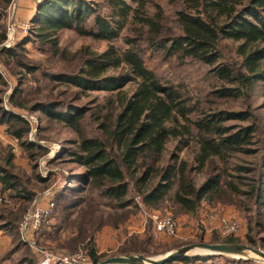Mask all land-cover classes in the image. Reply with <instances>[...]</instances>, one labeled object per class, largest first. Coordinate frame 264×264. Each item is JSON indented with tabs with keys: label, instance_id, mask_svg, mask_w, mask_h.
<instances>
[{
	"label": "trees",
	"instance_id": "1",
	"mask_svg": "<svg viewBox=\"0 0 264 264\" xmlns=\"http://www.w3.org/2000/svg\"><path fill=\"white\" fill-rule=\"evenodd\" d=\"M10 1L0 2V18ZM35 9L28 34L15 45L1 46L7 35L0 26V64L16 81L6 107L1 94L9 82L0 72V125L28 164L16 166L14 151L3 149L0 142V193L11 201L0 205V229L12 236L11 252L21 249L25 264H40L31 247L22 243L17 225L32 200L50 185L37 164L47 148L28 139L33 126L25 115L36 112L42 117L39 139L51 137L45 132L52 123L66 125L76 135L64 141L69 145L59 161L47 163L71 162L84 168L72 174L69 185L49 190L54 207L49 222L34 235L39 245L66 254L83 249L90 262L97 263L109 256L98 250L97 233L106 226H126L141 206L145 212L166 213L170 208L176 214L192 213L204 201L218 199L240 207L247 225L244 241L264 248V147L248 101L254 82H264V0H42ZM62 30L107 45L100 52L85 47L79 61L74 58L81 52L67 53L63 65L52 71L45 61L33 59L25 44L57 53ZM226 40L237 44L230 48L222 44ZM157 57L174 59L173 66L182 72L188 63L209 67L212 88L204 92L208 110L148 65ZM51 82L59 85L45 87ZM58 86L67 91L75 87L80 93L55 92ZM88 90L107 94L77 104ZM237 98L244 100L241 108L220 107L219 100ZM91 124L93 130L88 129ZM168 142L173 143L171 150L165 149ZM180 152L186 156L179 157ZM235 153L254 157L249 165H237L248 173L242 190L227 177ZM198 174L204 176L200 183ZM240 195L245 201L234 199ZM209 242L242 241L213 234ZM154 243L153 224L147 218L143 233L127 235L113 255H154ZM185 243L179 240L164 249ZM215 258L251 262L192 255L165 264Z\"/></svg>",
	"mask_w": 264,
	"mask_h": 264
},
{
	"label": "rangeland",
	"instance_id": "2",
	"mask_svg": "<svg viewBox=\"0 0 264 264\" xmlns=\"http://www.w3.org/2000/svg\"><path fill=\"white\" fill-rule=\"evenodd\" d=\"M2 0H0L1 2ZM42 1V0H41ZM39 1V3L41 2ZM89 2H99L103 3L104 0H88ZM36 4L38 2L36 0H29L28 6H22L23 11L20 14L21 17H19L21 20H17V14L19 8H18V0H11L10 3L7 5L5 8L4 16L0 18V26L4 27L6 30V35H7V30L8 28L13 24L15 27L14 29V34H13V40L10 42H5L1 44V46H12L15 45L16 41L22 39L28 34V31L31 27L30 21L33 19L35 12H36ZM32 8V9H31ZM31 10L29 13L28 11ZM167 12H170L169 8H166ZM106 11V8L103 6V12ZM27 23L28 27L25 30L22 26L23 24ZM75 32L72 30H62L61 33L59 34V43L58 48H57V53L56 51L50 50L49 53H44L40 48H36L33 44L31 43H26L25 47L27 48L28 54L33 56V59H36L37 61H45V63L48 65V67L52 71H57V67L60 65H63L64 63L61 58L67 54V53H75V52H81L77 57L74 58V60L79 61V59L83 60V56L86 55L85 52V47H87L89 50H93L96 52L102 51L106 47V43L104 41H97L95 39H91L88 37H82L79 36L78 34H74ZM223 45H227L228 47H235L237 42H233L230 40L223 41ZM0 46V47H1ZM228 56H234L232 52L227 53ZM69 64L71 65L73 63V58H69ZM51 61V62H48ZM151 63H148L150 67H152L156 72L159 74V76L165 80V81H170L172 83H175L176 86L185 89L186 91L190 92L193 98V101L198 100L201 102L202 106L204 107L205 110H208L209 104L205 102V95L204 92L206 90L211 89L212 87L208 84L210 81V74L208 73V66H205L200 63H188L185 66V71L182 72L175 68L173 65H175V60L172 58H169L167 60L161 61L158 57L155 58L154 60L151 59ZM0 72L3 73V75L6 77L8 80V84L5 86V91L3 94H1V98L4 102V105L7 107V97L8 95L12 92L13 87L15 86V79L12 77V75L0 64ZM263 81H256L252 85L250 91H249V104L252 108L253 113L255 114L257 118V125L259 126V139L262 141L261 146L264 147V92H263ZM53 85H59V84H53L52 82L49 83L48 86H45L47 88H50ZM57 91H64V92H69L71 95L75 96V93H80L79 90L75 87H71L70 91H67V89L63 86H58L55 89V92ZM107 94V91H94V90H88L87 92H84L85 96H80L83 97L81 100H76L77 104H82L85 103L86 101L90 102L91 99H93L95 96H102ZM28 98L31 99L32 96L28 95ZM219 104L221 108H229L233 110H237L241 108L243 103V99L237 98L236 100L232 101L231 99L229 100H219ZM22 113V112H20ZM28 117V119L31 122V125L33 126L31 129V132L28 134V139L32 143H36L39 145H43L47 148V153L45 156H41L37 160L38 164V169L40 171V174L42 175L43 178L47 179L49 181V186L44 189L50 190V191H55L57 187L59 186H67L69 185L70 179L72 177L73 173L77 172H82L84 171V168L80 166H76L71 162H58L59 159H57L59 156H61L64 152V147H66L69 142V139H72L73 137H76L75 133L71 131V129L66 126V125H61V124H56L52 123V129L51 131L45 132L46 135H50L51 137L49 139H39L38 138V128L40 125H42V117L41 115L36 112V113H30L25 115ZM94 124H91L88 129L93 130ZM88 132V131H87ZM92 132V131H91ZM8 134L5 133V130L2 125H0V142L2 143L1 147L5 149L6 147L11 148L12 151L15 153V158L14 162L16 166L20 167H25L28 168L27 161L22 157V154L19 152V146L16 144V142L13 139H10ZM64 141H68L65 143ZM173 143L168 142L165 146V149L171 150L173 148ZM254 148L257 146L254 145ZM6 151V150H5ZM167 156V154H166ZM186 154L184 152L179 153V157H185ZM256 159L259 160L258 155L255 156ZM44 159V160H43ZM49 159H56V163H54V166H50L47 161ZM254 159L253 156H248V155H243L242 153H235L230 156L228 165V172H227V177L237 183L239 189H245L247 187V181L248 179L246 176L248 173L244 169H239L237 167L238 164L240 165H249L250 161ZM43 160V161H42ZM243 175L241 178L237 175ZM196 180L198 183H200L203 179L204 176L202 175H196ZM40 192V191H38ZM2 194V193H0ZM37 194V193H36ZM4 195V194H3ZM6 197V196H5ZM139 199V197H137ZM7 202L0 203V205H8L11 203V201L6 197ZM234 199H242V201H245L246 197L243 195H240L238 198L234 197ZM144 208L143 206H141ZM140 209L142 211H138V213H135L128 217L126 220L125 224L126 226H119L116 228L113 227H103L99 233H97L96 237V242L98 243L97 246L99 249L102 251L105 250L106 253L109 254L108 257L111 255L113 256V253L117 250V243L120 242L122 243L124 239L126 238L127 235L132 234V232H137L134 231L133 229L129 228V225L133 227L132 225V220L135 218L136 214H142L145 221L143 223V226H145L146 221H147V215L145 210ZM168 213L171 215H174V217L179 221V224L181 228L186 229V234L184 237H168L164 236L162 239L156 240L154 237V246L153 250L156 251L154 255H159L163 254L164 252L168 251L165 250V245L166 244H173L174 242H177L179 240H183V242L187 243H192V242H198L201 241V237H203L202 241H207L211 239L212 235H217L218 238H226L227 236H233L235 238H239L242 242L240 243H246L245 240V233L247 230V225H246V219L245 215L240 209V207L236 206L232 202H224V200H218L216 199L214 203H208L207 201H204L202 206L197 209V211L192 212V213H180L176 214L173 210L170 208L165 209ZM29 211L26 210L18 220L17 225L20 223L24 215ZM215 214V215H220L223 214L227 217H234L237 218L239 221V228L237 232L233 234H228V235H222L220 232L216 231L215 229H209L206 226L201 227L199 220L200 217L205 216L207 217V214ZM106 228V229H105ZM124 229V232H123ZM103 230H113L116 233L113 236H110L111 239H113L112 242L106 241L107 237H109V233ZM144 230V229H143ZM40 231V230H39ZM137 233H143V232H137ZM102 237V239L100 238ZM144 237V234L142 235ZM33 241L35 242V237L32 238ZM189 241V242H188ZM109 244H106L108 243ZM24 245L27 244L25 242H22ZM35 244L44 249L45 252L47 251H53L50 250L42 245H39L38 243L35 242ZM186 244V243H185ZM29 245V244H28ZM27 245V246H28ZM30 246V245H29ZM30 248V247H29ZM31 247L30 249L35 253L37 256L38 261L40 262L43 257L44 253L41 252V250H36L35 248ZM260 248V247H258ZM264 250V248H261ZM83 249H80L78 251H82ZM112 250V251H111ZM76 251V252H78ZM57 252V251H56ZM74 252V253H76ZM73 254V253H71ZM150 255V256H154ZM231 257V256H230ZM106 258V257H105ZM104 258V259H105ZM250 260V259H249ZM251 262H240L237 264H264V262L260 261L259 259L255 260H250ZM231 262L230 260H227L226 258H215L212 260H208L205 263H210V264H236V263H229ZM94 264V263H93Z\"/></svg>",
	"mask_w": 264,
	"mask_h": 264
},
{
	"label": "built area",
	"instance_id": "3",
	"mask_svg": "<svg viewBox=\"0 0 264 264\" xmlns=\"http://www.w3.org/2000/svg\"><path fill=\"white\" fill-rule=\"evenodd\" d=\"M37 2L41 0H36ZM12 24L7 30V38L5 42L13 40L14 28ZM27 29V23L22 26ZM44 160V159H43ZM42 160V161H43ZM50 191L47 190L39 196H36L29 208V211L24 215L19 223V229L22 240L29 244L30 247L36 250H41L44 253L43 259L40 264H92L85 251H78L73 254H66L59 251H47L38 247L33 241L34 235L39 232L42 226L49 222L54 201L49 198ZM7 202L5 195L0 194V203ZM147 217L151 219L153 229L158 233L168 237H180L179 235V221L174 218L170 213H160L158 211H151L146 213ZM200 225L208 227L210 230L215 229L222 235L233 234L239 228V221L234 217H227L223 214H207V217L202 216L199 220ZM204 229V228H203Z\"/></svg>",
	"mask_w": 264,
	"mask_h": 264
},
{
	"label": "water",
	"instance_id": "4",
	"mask_svg": "<svg viewBox=\"0 0 264 264\" xmlns=\"http://www.w3.org/2000/svg\"><path fill=\"white\" fill-rule=\"evenodd\" d=\"M192 255H221L245 260H255L257 258L264 262V250L250 244L198 241L186 243L159 255L146 256L138 253L118 254L106 257L94 264H165Z\"/></svg>",
	"mask_w": 264,
	"mask_h": 264
},
{
	"label": "crops",
	"instance_id": "5",
	"mask_svg": "<svg viewBox=\"0 0 264 264\" xmlns=\"http://www.w3.org/2000/svg\"><path fill=\"white\" fill-rule=\"evenodd\" d=\"M28 4H29V0H18V8H19V10H18V12H16L17 20H21L19 17H21L20 14L23 11V7L22 6L23 5L24 6H28ZM30 11L31 10H29L28 13ZM144 221H145V219H144L142 214H136L135 218L131 222L133 227H131L129 225V228L133 229L134 231H137V232H143V229H144L143 223H144ZM103 231H106V232L109 233V237H107L106 241L110 240V242H112L113 239H111L110 236H113L116 232L113 231V230H111V231L110 230H103ZM153 232H154V237H155L156 240H159V239L163 238V234L158 233L154 229H153ZM185 234H186V229H183L180 226L179 227V235H180V237H184ZM100 238L102 239V237H100ZM98 243L96 242V245ZM116 243H117L116 244L117 246L120 244V242H116ZM106 244H109V242L106 243ZM13 245L14 244H13L12 236L9 233H7L6 231L0 229V264H25L23 262V260H22L21 249H18V250L15 249L13 252H11V248L13 247ZM97 248H98V246H97ZM98 250L102 251L99 248H98ZM103 251H105V250H103ZM178 264H185V263L179 262ZM198 264H208V263H198Z\"/></svg>",
	"mask_w": 264,
	"mask_h": 264
},
{
	"label": "bare ground",
	"instance_id": "6",
	"mask_svg": "<svg viewBox=\"0 0 264 264\" xmlns=\"http://www.w3.org/2000/svg\"><path fill=\"white\" fill-rule=\"evenodd\" d=\"M255 259H257V258H255Z\"/></svg>",
	"mask_w": 264,
	"mask_h": 264
}]
</instances>
